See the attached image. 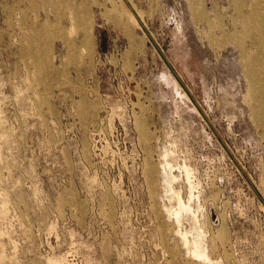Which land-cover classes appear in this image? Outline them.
I'll return each instance as SVG.
<instances>
[{"label": "rangeland", "instance_id": "rangeland-1", "mask_svg": "<svg viewBox=\"0 0 264 264\" xmlns=\"http://www.w3.org/2000/svg\"><path fill=\"white\" fill-rule=\"evenodd\" d=\"M0 264H264V0H0Z\"/></svg>", "mask_w": 264, "mask_h": 264}, {"label": "bare ground", "instance_id": "bare-ground-1", "mask_svg": "<svg viewBox=\"0 0 264 264\" xmlns=\"http://www.w3.org/2000/svg\"><path fill=\"white\" fill-rule=\"evenodd\" d=\"M184 171H185V179H186V182L188 184V187H189V196H190V199H199V196H196L195 192H194V185H193V182H192V178H191V174H190V171L187 169V167L184 168ZM169 184V183H168ZM178 197V201H179V206H180V211L176 213V216H179L180 213L184 210V211H189V212H192L191 210V207L189 205H187L181 198L179 195H177ZM198 228V227H197ZM202 237V236H201ZM200 238V235H198L195 240H194V243L196 244V246L200 245V242H202V240ZM201 256V255H200Z\"/></svg>", "mask_w": 264, "mask_h": 264}]
</instances>
